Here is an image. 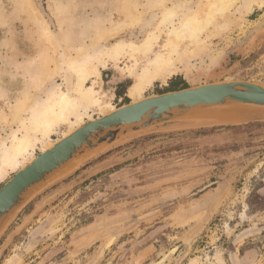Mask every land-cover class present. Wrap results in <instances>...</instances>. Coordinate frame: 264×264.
Masks as SVG:
<instances>
[{
    "label": "rangeland",
    "instance_id": "1",
    "mask_svg": "<svg viewBox=\"0 0 264 264\" xmlns=\"http://www.w3.org/2000/svg\"><path fill=\"white\" fill-rule=\"evenodd\" d=\"M129 1L136 2L131 14L140 16L132 25ZM129 1L0 0V187L15 172L3 153L62 90L76 98L67 113L82 118L81 126L103 116L106 104L117 109L134 101L129 86L145 71L161 73L142 98L166 91L175 76L189 87L234 80L264 85L263 0H239L176 52L163 27L153 51L137 54V65L127 53L114 60L108 52L118 41L140 43L157 31L167 5H179L173 27L200 14L208 0ZM119 22L123 28L110 35ZM158 57L165 70L157 68ZM84 75L91 76L89 98L76 92ZM241 106L228 108L247 112ZM223 109L230 110L129 130L51 174L1 227L0 264H151L175 245L181 246L168 264H264V120L206 123L224 121L207 118ZM64 129L50 135L53 143ZM31 138L37 156L42 134ZM112 234L119 237L100 254Z\"/></svg>",
    "mask_w": 264,
    "mask_h": 264
},
{
    "label": "water",
    "instance_id": "2",
    "mask_svg": "<svg viewBox=\"0 0 264 264\" xmlns=\"http://www.w3.org/2000/svg\"><path fill=\"white\" fill-rule=\"evenodd\" d=\"M238 103H244L245 108L256 113L241 122L264 120V85L234 80L187 87L124 104L109 114L84 123L70 135L42 151L1 185L0 223L4 219L8 220L23 205L32 188L76 161L87 150L111 143L129 130H138L156 123L180 120L175 124H188L195 120L186 118L194 108L223 107ZM175 246H178V252L181 245Z\"/></svg>",
    "mask_w": 264,
    "mask_h": 264
},
{
    "label": "bare ground",
    "instance_id": "3",
    "mask_svg": "<svg viewBox=\"0 0 264 264\" xmlns=\"http://www.w3.org/2000/svg\"><path fill=\"white\" fill-rule=\"evenodd\" d=\"M167 1L168 0H148L147 5L150 6L154 4L155 5L161 4L164 6V4L167 3ZM135 3L133 1H129L127 5L128 16L130 18L129 20H127V22H130L131 23L130 25L135 24L140 20L139 14L136 16H134V14H131L132 13L131 10H133L131 8L136 7ZM238 3L239 0H208L202 11H200V14L184 18L181 20L180 25L173 27H171L170 24L175 20V18H177L179 14V5L178 4L167 5L166 11L164 12V15L160 22L161 27H159L157 31L150 32L140 43H135L131 41L116 42L113 48L111 49V51L108 52V56H110L114 60H118L120 59L121 55L127 53L131 57V59L134 60V65H137L138 64L137 54L145 56L153 51L155 45L158 43L160 39V31L162 30L163 27L168 28L166 33H168V36L172 37V39L176 41L172 49V52H176L178 51V43L187 42V41L195 42L199 40L203 36V34H205L210 29V27L214 24V22L218 18H224L225 16H227ZM262 3L264 4V0L262 1ZM123 24L124 22L122 23L119 22L116 26H114L113 29L110 31V35H113L119 30H121L123 28L122 27ZM41 25H42L41 27H44L42 23ZM43 31L46 33V36L48 38L50 39L52 38V32L49 30L47 26L43 28ZM216 34L217 33L215 32L214 35ZM165 62L166 61L162 57L161 58L158 57L155 59L157 68L160 70H162V68L163 70L166 69L167 63ZM105 65L107 64L105 63ZM133 66L129 68L130 71L133 70ZM94 73L96 77L98 78L101 77L100 69H96ZM160 73L161 71L155 74H150L148 71H145L143 74L139 75L135 79V81L131 84L128 92L130 98L134 100L132 102H137L143 99L142 97L145 90V86L150 85L153 82V80L157 78V76H159ZM90 77L91 76L89 75L82 76V82L79 84V86L76 89V92L78 94L83 95L84 98H89L92 92V88L86 86L87 80ZM76 103H77L76 98L70 95L67 91L62 90L60 93H58L55 101L48 105L46 111L43 113L41 118H32L30 120V123L27 122L28 125L30 124L29 132L27 131L28 133L26 132V134L22 137H17L13 141L11 149H6V151L3 153L5 157L6 166H8L10 169L16 172L19 169H21L26 163L32 161L34 158L37 157L36 155L33 154L31 150L33 146L32 138H31L32 133L41 132L42 150L45 151L48 149L49 146L54 144L53 139L50 137V135L54 132V130L58 126L62 125L65 127V129L62 131V135H64V137L70 135L73 131L79 128L80 126L78 125L84 122L83 119L78 118L76 120H73L71 118V115L67 113V111L70 112L72 110L71 108L74 107ZM238 104H243V106L241 107L245 108L244 103H238ZM232 106L234 105L230 104L228 106H223V108H227L230 110L223 109L221 111L208 113L207 115V118H213V119L231 121V122L221 121V122H206V123H214V124L236 123V122H241L255 115V114H250L249 109L247 110L248 112L247 113L244 109L228 108ZM219 108L220 106L194 108L191 111V113H189L186 116V118L187 119L195 118L196 117L195 114H198L197 113L198 111H200L201 113L207 109L214 110ZM101 110L103 111V115H105V114H109L110 112L116 109H114L111 104H106L101 108ZM72 113L73 112H71V114ZM63 138L59 140H62ZM0 174H1V166H0ZM6 220L7 219H4L0 223V229L3 226L2 224ZM118 237H119L118 234H114V235L112 234L108 236L105 244L101 248L102 250L100 251V254L105 253V251L117 240ZM177 249L178 246L170 248L169 250H167L162 254V257L159 260L153 262L152 264H168L172 259H174L175 255L177 254Z\"/></svg>",
    "mask_w": 264,
    "mask_h": 264
},
{
    "label": "crops",
    "instance_id": "4",
    "mask_svg": "<svg viewBox=\"0 0 264 264\" xmlns=\"http://www.w3.org/2000/svg\"><path fill=\"white\" fill-rule=\"evenodd\" d=\"M183 79H184V81L180 82V81L176 80V78H174V79L171 78L169 80V82L166 83V86L168 87L167 90L163 91L162 93L189 87V85L187 84L188 82H186L187 80H185V78H183ZM128 96H129V94H128Z\"/></svg>",
    "mask_w": 264,
    "mask_h": 264
},
{
    "label": "trees",
    "instance_id": "5",
    "mask_svg": "<svg viewBox=\"0 0 264 264\" xmlns=\"http://www.w3.org/2000/svg\"><path fill=\"white\" fill-rule=\"evenodd\" d=\"M176 78V80H178V76L173 77V79ZM123 87V84H119V86L117 87V94H120L121 90L120 88ZM130 87V86H129ZM124 93V92H123Z\"/></svg>",
    "mask_w": 264,
    "mask_h": 264
}]
</instances>
